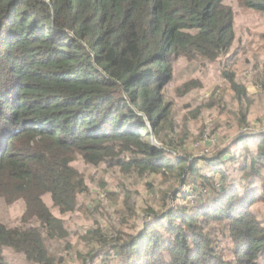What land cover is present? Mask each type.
Instances as JSON below:
<instances>
[{"label":"trees","instance_id":"16d2710c","mask_svg":"<svg viewBox=\"0 0 264 264\" xmlns=\"http://www.w3.org/2000/svg\"><path fill=\"white\" fill-rule=\"evenodd\" d=\"M236 8L264 17V0H0V201H22L28 217L23 227L0 220V264H15L11 251L58 264L43 227L63 223L44 197L79 212L89 185L78 158L163 178L149 184L161 208L149 205L136 226L84 228L91 246L79 263L264 264V219L254 209L264 202V131L208 160L186 150L187 128L163 136L176 131L165 99L175 62L229 56L239 46ZM238 74L228 81L241 131L254 104ZM253 81L264 92V69ZM106 199L137 215L129 189Z\"/></svg>","mask_w":264,"mask_h":264},{"label":"rangeland","instance_id":"374dc122","mask_svg":"<svg viewBox=\"0 0 264 264\" xmlns=\"http://www.w3.org/2000/svg\"><path fill=\"white\" fill-rule=\"evenodd\" d=\"M236 15L239 46L234 48L229 56H223L215 62L200 57L179 59L175 62L173 79L165 88V99L171 105V117L176 131L165 128L164 138L169 140L174 133L182 138L187 128L190 138L185 145L186 150L207 160L217 156L223 148L232 146L239 138L264 131V92L259 86H255L253 81L255 72L264 69V45L257 39L259 33L264 30V17L258 12L238 8ZM242 38L245 42L247 40V43H242ZM244 61L245 67L237 68L240 74L236 76L247 85L254 107L252 126L239 131L237 119L232 115L236 110V101L228 76L230 73L236 74V66H240V62ZM153 140L155 144L160 145L155 135ZM232 151H236L233 146ZM75 166L89 185L87 194L79 197V212L62 213L49 195L44 197L50 211L63 223L62 226L57 223L54 228L43 227L47 246L58 264H81L80 259L91 246L89 241H86V226L99 223L109 233V228L113 225L115 234H121L125 226L130 228L135 222L139 224L137 220L147 216L145 209L149 205L161 208V203L151 194L149 187V184L160 186L163 178L158 175L128 176L118 168L110 166L108 162L95 166L79 158ZM125 189H129L134 196L136 216H133L128 208L119 206L118 200L106 199L108 193L120 194ZM254 209L264 219V202L258 203ZM24 211L25 205L22 201L10 206L0 201V220L11 227L28 225V217H24ZM35 220L34 217L32 223H35ZM124 220H129V225L122 226ZM8 254L15 264H32L26 261L23 254L12 251ZM112 258L115 260L116 256Z\"/></svg>","mask_w":264,"mask_h":264}]
</instances>
